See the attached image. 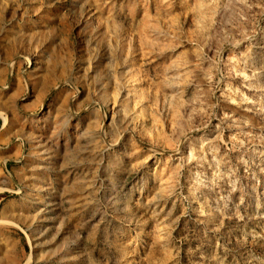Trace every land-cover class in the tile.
Instances as JSON below:
<instances>
[{
	"label": "rangeland",
	"instance_id": "obj_1",
	"mask_svg": "<svg viewBox=\"0 0 264 264\" xmlns=\"http://www.w3.org/2000/svg\"><path fill=\"white\" fill-rule=\"evenodd\" d=\"M0 264H264V0H0Z\"/></svg>",
	"mask_w": 264,
	"mask_h": 264
},
{
	"label": "bare ground",
	"instance_id": "obj_2",
	"mask_svg": "<svg viewBox=\"0 0 264 264\" xmlns=\"http://www.w3.org/2000/svg\"><path fill=\"white\" fill-rule=\"evenodd\" d=\"M81 136H82V137H85V135H84V134H83V135H81ZM86 139H90V137H89V136H87V137H86Z\"/></svg>",
	"mask_w": 264,
	"mask_h": 264
}]
</instances>
